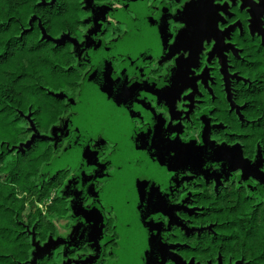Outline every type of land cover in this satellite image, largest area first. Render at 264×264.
Returning a JSON list of instances; mask_svg holds the SVG:
<instances>
[{"label": "flooded vegetation", "instance_id": "obj_1", "mask_svg": "<svg viewBox=\"0 0 264 264\" xmlns=\"http://www.w3.org/2000/svg\"><path fill=\"white\" fill-rule=\"evenodd\" d=\"M89 1L84 0L86 24L81 39L77 40L82 48L81 55L75 47L83 84L80 97L74 100L75 105L72 101L70 106L83 104L88 80L96 71L103 73L111 68L114 75L124 76L126 72L132 87L139 90L133 109L140 111L126 114L125 120L131 118V123L125 124L124 132L104 129L106 139L99 147L98 133L92 136L89 147L92 153H96L94 157L100 168L98 175L102 177L91 187L94 195L88 192L87 186L97 173L85 167V159L75 168L72 165L57 168L50 174L61 173L68 177L63 194L70 209V219L65 224L64 234L71 233L72 228L80 230L82 243L79 248L83 250V264L132 262L140 239L135 233L134 245L127 249L123 222L128 212L116 207L119 197L115 196L117 188L114 183L119 177L129 175L135 186L125 204L133 208L129 225L148 242L143 264H170L173 253L168 250V239L180 229L184 214L193 211L191 197L195 189L204 184L215 185L223 178H229V174L231 177L240 176L241 172H231L228 164L212 158L202 168L192 169L187 165L186 169L179 171L170 168L164 174L162 169L166 165L158 168L159 157L148 151V144L137 142L138 137L145 135L141 126L149 132L170 133L180 144L194 146L185 154L188 159H198L223 146L229 149V155L231 144L219 132L217 99L225 96V111L231 114L233 110L228 96L239 78L235 64L247 60L244 51L249 35L264 39V4L260 0H193L189 8L181 5L186 7L182 14L181 8L177 7L178 0H92V7L101 9L94 22L97 10L89 8ZM183 15L192 18L195 25L193 32L181 39L183 47L176 52L180 45L173 41L182 31L179 25ZM166 18L167 35L172 39L165 44L162 29ZM208 36L212 42L205 40L201 44L200 38ZM102 103L104 101L100 98ZM76 120H79L78 114L57 129L56 145H65L66 151L55 161L54 167L65 154L74 150L73 143L80 133ZM70 122L71 128L65 132L64 128L69 127ZM227 128H230L228 124ZM115 139L121 140L119 149L113 143ZM124 143L131 144L136 153L144 156L143 165L138 170L120 172L115 158ZM195 149L202 151L197 153ZM123 153L128 155V150L125 148ZM147 159L152 163L149 164ZM101 161H107L108 166ZM122 162L119 161V165ZM140 185L159 190V198L148 206L150 215L147 218L142 202L137 198Z\"/></svg>", "mask_w": 264, "mask_h": 264}, {"label": "trees", "instance_id": "obj_2", "mask_svg": "<svg viewBox=\"0 0 264 264\" xmlns=\"http://www.w3.org/2000/svg\"><path fill=\"white\" fill-rule=\"evenodd\" d=\"M83 7L0 0V264L84 263L80 230L58 228L70 219L68 177L50 175L66 151L54 132L83 84L75 46L64 41L81 39ZM244 53L228 96L233 111L221 95L216 112L230 155H239L229 171L241 175L195 189L193 211L169 236L170 264H264V39L249 35Z\"/></svg>", "mask_w": 264, "mask_h": 264}, {"label": "snow or ice", "instance_id": "obj_3", "mask_svg": "<svg viewBox=\"0 0 264 264\" xmlns=\"http://www.w3.org/2000/svg\"><path fill=\"white\" fill-rule=\"evenodd\" d=\"M264 4V0H260ZM193 3V0H178L177 7L181 8V13L186 12V7ZM185 4L186 7L181 5ZM216 11H219L218 9ZM220 15H223L221 12ZM167 18L165 20V26L162 29L165 33V44L168 40L172 39L167 35ZM195 22L192 18L187 15H183L182 23L179 25L182 28V31L179 34V38L173 42L180 47L176 48V52H180L183 45L181 44V39L188 36L194 30ZM207 40L209 43L212 42V38L201 37L200 42ZM95 71V70H94ZM98 77V79H97ZM96 81L95 91L99 93V97L104 101L102 104H96L89 106L87 100L85 104L80 107L74 106L72 108L73 115H70L68 119H73L75 114L79 115L80 123H77L76 127L85 128H95L98 130V136L100 143L97 145L99 147L105 142L106 137L103 135L104 129H112L116 132H124L125 124L131 123V118L125 120L126 114L133 113L134 111H140V109H133V103L138 97L139 90L132 87V83L129 82L127 78V73L125 72L124 76L119 74H113L111 68L106 72L96 71V76L93 77ZM67 102V101H66ZM75 105V101L72 102ZM127 106V107H125ZM147 123V122H145ZM145 135L138 137L137 142L142 144H148V151L155 157L158 156L159 160L157 162V167L160 165H166L163 168V171H168L170 168H179L181 161L184 160L185 154L193 149L194 146L180 144L177 142V137L171 135L170 133L159 134L156 133V130L149 132L147 128L141 126ZM149 137H152L149 140ZM113 143L116 145V149L120 148L121 140L115 139ZM110 151H115L110 149ZM197 153L201 152V149H195ZM123 161L120 165V172H124L125 165L129 166V171L138 170L144 162V156L140 153L134 155H123L120 157ZM111 159V158H109ZM200 162L202 163V158ZM93 162H95V157H92ZM105 166H108L107 161H101ZM175 174V173H172ZM119 176V174L117 173ZM117 192L115 193L116 197L126 194V181L122 178L117 179L115 182ZM138 201H141V207L145 209V218L150 215V212L147 211L148 206L152 204L154 199L159 198V190H152L150 185H141L138 192ZM115 206V205H113ZM131 224V222H129ZM122 264H134V262H122Z\"/></svg>", "mask_w": 264, "mask_h": 264}, {"label": "water", "instance_id": "obj_4", "mask_svg": "<svg viewBox=\"0 0 264 264\" xmlns=\"http://www.w3.org/2000/svg\"><path fill=\"white\" fill-rule=\"evenodd\" d=\"M88 5L90 9L97 10V12L95 13V17L93 19V21L96 22L95 19L98 20V17L100 15L99 11L101 9L99 7H92V0L89 1ZM111 15H114V13L111 12ZM64 41H70L71 43H73L78 51V54L79 55L82 54L81 45L79 44L77 40L71 39V38H65ZM95 76H96V72L89 78L88 83H87V88L85 89L83 93V104L80 106H83L85 104V100H87V103L89 104V106L100 104L99 94L97 95V92L95 91V85H94L95 80L93 79V77ZM77 123H80V120H76V124ZM69 128H71V122L69 124V127L64 128V131L65 132L68 131ZM56 133H58V130L54 132V137ZM96 133H98V130L95 128L80 127V133L77 135L76 140L73 143L74 150H71L67 154H65L62 159L56 162V166L53 167V171H55L57 168L64 169L70 165H72L75 168L84 159L87 160V164L85 167L95 170L97 173L94 177H92L88 181L89 185L87 186V190L91 195H94V193L91 190L93 183L102 178L100 175H98L100 172V168L98 166L97 160L95 159V162H93L92 160V157H94L96 153L94 152L92 153L89 147L91 138ZM125 148L128 150V155L135 154L137 152L133 150L131 144L129 143L122 144L121 150L118 152L117 157L115 158V162L118 164V166H119V161H122L120 157L124 155L123 151L125 150ZM228 152H229V149L223 146L215 151L201 155L199 158H202L203 160L202 163L200 162V159H188V157H185L184 160L181 161L180 163L182 164L184 162V165L182 164L181 167L179 166V168H176V171H179L183 168L186 169L187 165H189L190 168L192 169L202 168L204 166H207L209 161L212 160V158H214L216 162L228 164L229 168H232L233 164L239 160V155L231 156L230 154L228 155ZM148 162L149 164L152 163L150 159L148 160ZM127 170H128V167H125L124 173H127ZM165 173H167V171H164V174ZM119 178H122L126 181V188H127L126 194L119 196L118 202L116 204V207L128 212L123 222L124 242L127 245V249H130L134 245L135 237H136L135 233H136L137 237L140 239V242L138 243V246H137L135 259L132 262H134V264H143L144 251L148 248V242L144 239V237L141 235V233L136 228L134 229L133 226L129 225V221L132 219L131 216L133 213V208L125 204V202L128 200L129 192L130 190L131 191L134 190L135 184L133 183L132 176L127 175V176L119 177ZM82 198L83 197L81 196L80 199Z\"/></svg>", "mask_w": 264, "mask_h": 264}, {"label": "rangeland", "instance_id": "obj_5", "mask_svg": "<svg viewBox=\"0 0 264 264\" xmlns=\"http://www.w3.org/2000/svg\"><path fill=\"white\" fill-rule=\"evenodd\" d=\"M252 26V25H251ZM250 26V27H251ZM254 26V25H253ZM252 29H253V27H252ZM259 30V29H258ZM250 31H251V28H250ZM256 33H259V31L258 32H256ZM66 223V222H65ZM65 223L64 224H60V223H58V228H59V230L61 231V233H65V231H66V229H64V227H65Z\"/></svg>", "mask_w": 264, "mask_h": 264}]
</instances>
